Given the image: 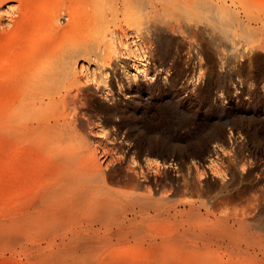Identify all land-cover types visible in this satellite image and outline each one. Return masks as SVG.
<instances>
[{"label":"rangeland","instance_id":"obj_1","mask_svg":"<svg viewBox=\"0 0 264 264\" xmlns=\"http://www.w3.org/2000/svg\"><path fill=\"white\" fill-rule=\"evenodd\" d=\"M228 2L234 8L239 7L241 17L247 15L244 19L248 15L249 18L252 16V26L264 33V30L261 31L264 29V0ZM27 4L23 13H16L19 8L17 0H0V32L7 31L5 36L0 37V45L5 43L4 50L9 61L5 70L6 78L0 80V97L3 98L7 93L10 102L13 101L14 93L9 90L8 85L12 84L9 80L13 75L14 78L17 77L14 72L15 62H18L23 44L27 43L26 51L30 52L40 41L50 36H56L60 42L65 43L78 34L77 39L82 40L86 37L89 18L97 17L100 13L98 9L90 7L87 0H29ZM119 6L117 0V6L114 4L113 9L102 13L106 20V39H109L113 47L107 52L109 55H106V61L101 64L96 59L88 61L85 58L79 65L78 84L68 85L74 94L83 88L89 106L86 114L79 116L77 128L80 141L74 142L76 144L69 149L70 153L92 154V159L102 165V168L109 167L112 174L116 175L115 180H120L109 183L115 191L134 190L137 194L145 193L147 182L143 180V175L146 174L150 183L155 178L162 179L166 189L171 185L175 187L182 176L190 177L200 185L202 183L199 195L196 191H193L196 193L194 194L192 191L180 190L171 196L169 205L172 206L186 201L200 204L208 195L219 192L221 179L231 182L238 180L239 167L251 168L256 173L261 170L264 172V47L255 50L247 47L245 54H240L231 49L230 45L217 42L220 44V50H217L204 36L201 46L192 45V38L189 39L190 36L185 33L167 34L170 42L162 46L156 37L148 41L142 30L130 23L118 9ZM58 7L64 9L61 11V25L68 23L72 27L77 23L76 34L70 27L65 36H57L55 31L47 27L52 10ZM69 10L75 11V19L70 22V17L67 16ZM201 37L200 35L199 38ZM238 45L239 50H242L244 44ZM6 79L8 81L4 82ZM67 110L72 115L69 104ZM37 124L29 122L27 127L32 129ZM6 134L0 132V205L4 202L3 208L8 206L1 197L4 196L3 190L8 180L12 181L13 188L23 184L25 195L18 198L19 201L25 198L31 201L34 193L52 183L60 173L52 158L57 147L51 142V136L30 133L22 142L13 139L7 144ZM83 143L85 145L82 147L78 146ZM234 163L235 166H232ZM129 169L131 172L135 170L139 181V186L135 189L127 185L120 176ZM242 184H246L247 193L252 195L254 202L259 198L264 208V180L256 184V187L248 181ZM39 218L43 219L35 216L28 222L20 221L17 227L28 228L37 240L46 235L57 237L50 229V221L43 219L45 222H40ZM65 220V232L75 228L82 232L89 229L90 221L79 213H71ZM174 223L175 220L165 216L148 220L145 224L154 231L157 225L167 227ZM254 227L251 230L264 238V227L261 230ZM0 241L4 242L1 238ZM26 242L28 241L22 240L23 244ZM112 242L114 247L113 243H105L108 246L103 248L104 241L100 244L92 243L93 249L78 264H151L155 260L159 264H206L197 256L183 254L177 246L171 248L166 245L165 249L159 250L139 237L121 235ZM9 244L8 241L0 243V264H47L39 259L50 254L52 239L42 241L43 257L38 258L28 256L19 247L16 248L21 252L16 249V252L13 251L16 254L10 253L14 247L11 248L12 245ZM6 246L9 248L6 249ZM84 247L86 248L81 245V248ZM263 247L264 242L259 240L241 248L234 245L215 246L207 260H211V264H246L253 255H263ZM91 248L88 245V249Z\"/></svg>","mask_w":264,"mask_h":264},{"label":"bare ground","instance_id":"obj_2","mask_svg":"<svg viewBox=\"0 0 264 264\" xmlns=\"http://www.w3.org/2000/svg\"><path fill=\"white\" fill-rule=\"evenodd\" d=\"M28 1L17 0L19 8L15 12L23 13V8L28 5ZM87 1L90 7L98 9L100 13L97 17L89 18L86 37L82 40L77 39V23H74L72 27L68 23L65 26L61 25V11L64 9L58 7L54 11L52 10L47 27L55 31L57 36L60 34L65 36L71 27L76 34L75 38L64 43L60 42L56 36H50L48 39L40 41L30 52L26 51L27 43L23 44L20 51L21 58L19 57L18 62H15L17 64H15L14 72L17 73V77L15 75L16 78H14L13 75L12 78L15 80L11 78L9 81H12V84L8 85L9 90L14 93L13 101L8 100L7 93L3 98L0 97V132L7 133V144L13 139L17 142L21 141L30 133L51 136V142L57 147V150L54 149L55 147L53 148L55 152L51 156L60 172L57 177L53 174L56 177L54 181L43 187L41 191L34 193V198L29 199L31 201H27V198L18 200L25 195L23 184L13 188L12 181L8 180L5 183L4 196L1 195V197L8 206L3 208L4 202L3 205H0V238L4 242H10L11 248L14 247L10 253L16 252V247H19L30 257H43L42 241L51 238L50 254L44 259H39L40 261H45L47 264H78L85 254L93 249L92 243L100 244L104 241L102 245L105 243L111 245L112 240L116 237L127 235L139 237L147 241L151 247L159 250L165 249L166 245H170L171 248L177 246L183 254L197 256L200 261L211 264V260L209 261L207 258L210 259V253L215 246L234 245L241 248L243 245L248 247L257 240L261 243L264 242V238L251 230V227L254 226L260 230L264 227V208L260 204L259 198L254 202V199L251 198L252 195L247 193L246 184L245 186L242 184L244 181H248L256 187V184L264 180L262 170L260 173H256L251 168L236 165L240 170H238V180L234 179L235 181L231 182L221 179L218 187L219 192L208 195L205 200L199 201L200 204L186 201L177 205L175 203L172 206L169 205L171 196L180 190L184 192L196 191L199 195L202 191V183L200 185L198 182V185L189 179L190 177L182 176L181 181L175 187L168 186L170 189L167 187V190L162 179L155 178L154 182L150 183L146 174L143 175L144 179L142 178L145 183L147 182L145 193L137 194L134 190L115 191L113 187L112 189L109 186V183L116 182L118 178L115 180L116 175L112 174L113 171L109 167L102 168V165L101 167L92 159V154L73 155L72 152L70 153L69 149L80 141L77 128L79 116L80 114L81 117L84 116L89 106H87L88 99L83 88L74 94L71 93L68 85L78 84L77 73L82 61L96 59L101 64L106 61V55L110 52L112 44L109 39H106V20L102 13L113 9L114 4L117 6V0ZM119 5L118 9L123 12L130 23L136 24L137 28L142 30L148 41L152 37H156L162 46L170 42L167 34L185 33L188 37L190 36L189 39L192 38L193 41H189L192 45L201 46L204 36L217 50H220V44H218L220 42L223 45L225 43L230 45L231 49L233 48L240 54H245L247 47H250V50L264 47V33H260V29L252 26L254 22L250 20L252 16L249 18L248 15L244 19L243 17L247 15L241 17L239 7H232L233 5L229 4L228 0H119ZM240 5L242 4L240 3ZM67 14L70 17L69 22L75 19L74 10L67 11ZM263 30L261 29L262 32ZM6 34L7 31L3 30L0 32V37ZM240 43L244 44L245 49L243 47L242 50H239L237 45ZM4 49L6 50L5 43L0 45V80L6 78L5 70L9 62ZM10 51L13 52V50ZM223 55L225 56L224 53ZM83 67L84 64H82V69ZM7 81L8 79L4 82ZM1 83L3 84V82ZM68 104L71 107L72 115L67 113ZM29 122L38 124L29 129L27 127ZM10 144L12 145L11 142ZM45 145L47 144L45 143ZM82 145L85 144L78 146L82 147ZM233 165L235 166V163ZM129 171L119 175L127 185L135 189L139 186V181L136 179L135 170L134 172ZM16 200L18 201L16 202ZM243 205L246 206L243 207ZM71 213H79L83 218L89 220V229L82 232L78 228L76 231L75 228L73 231H69L70 234L63 231L67 224L65 218L67 219ZM35 216L50 221V229L57 237L46 235V237L42 236L40 240H37L28 228L17 227L20 221L28 222ZM165 216L175 220V223L167 227L157 225L154 231H152V227L145 224L148 220ZM43 219L39 218L38 221L45 222ZM23 239L28 242L23 244ZM57 241L60 243L58 244ZM0 243L3 244L1 241ZM81 245L86 248H81ZM88 245L92 248L88 249ZM9 246L5 248H9ZM106 246L108 245L101 248ZM17 251L19 250L17 249ZM2 252V256H5ZM15 252L13 253L16 254ZM79 252L82 253L79 254ZM69 259L74 262H69ZM248 261L246 264H264V254H255ZM158 262L155 260L151 264H159Z\"/></svg>","mask_w":264,"mask_h":264}]
</instances>
